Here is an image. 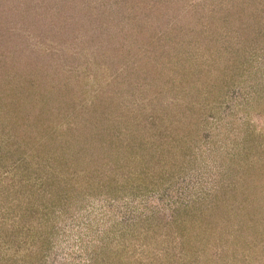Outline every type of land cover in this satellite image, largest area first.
<instances>
[{
  "label": "rangeland",
  "instance_id": "1",
  "mask_svg": "<svg viewBox=\"0 0 264 264\" xmlns=\"http://www.w3.org/2000/svg\"><path fill=\"white\" fill-rule=\"evenodd\" d=\"M0 34V264H264V0H0Z\"/></svg>",
  "mask_w": 264,
  "mask_h": 264
},
{
  "label": "trees",
  "instance_id": "2",
  "mask_svg": "<svg viewBox=\"0 0 264 264\" xmlns=\"http://www.w3.org/2000/svg\"><path fill=\"white\" fill-rule=\"evenodd\" d=\"M2 35L0 34V41H2ZM31 69H34V68H32V66L30 67ZM2 81H0V86L1 85H3V83H1ZM3 90H5V89H3ZM0 91H1V88H0ZM13 93V91L12 92H10V96H11V94Z\"/></svg>",
  "mask_w": 264,
  "mask_h": 264
}]
</instances>
